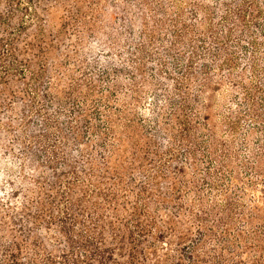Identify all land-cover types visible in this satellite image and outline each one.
<instances>
[{
	"label": "trees",
	"instance_id": "16d2710c",
	"mask_svg": "<svg viewBox=\"0 0 264 264\" xmlns=\"http://www.w3.org/2000/svg\"><path fill=\"white\" fill-rule=\"evenodd\" d=\"M0 264H264V0H0Z\"/></svg>",
	"mask_w": 264,
	"mask_h": 264
}]
</instances>
